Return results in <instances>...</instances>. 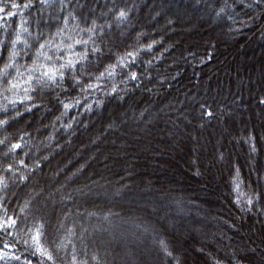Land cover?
I'll list each match as a JSON object with an SVG mask.
<instances>
[{
	"label": "trees",
	"instance_id": "16d2710c",
	"mask_svg": "<svg viewBox=\"0 0 264 264\" xmlns=\"http://www.w3.org/2000/svg\"><path fill=\"white\" fill-rule=\"evenodd\" d=\"M158 1L0 0V7L12 3L19 5V8L8 7L0 13V41L4 42L0 46V69L9 62V53L13 50L11 41L20 30L21 20L27 22L24 27L31 33L22 34V38L28 41L30 47L17 44L15 50L19 55L14 61L16 67L8 69L7 77L0 78V121H7L0 124V141H3L0 143V222L7 218L16 220V224L7 231L0 230V249H3L0 255L20 257L19 260H25V264L29 261L30 264H51L32 250L34 248L31 244L24 243L17 230L19 215L13 211L8 213V206H5L1 198L13 188L27 185L36 171H42L46 164L56 162L63 155L66 157L63 163L60 162L61 173L56 172L54 178H60L62 172L67 173L62 181L68 178L65 183L71 186L77 184V178L84 176L83 173L91 165L90 162L95 161L94 166L104 167L106 158H100L102 153L106 154L110 150L113 157L120 150L126 151L124 146L119 148L124 142L117 134L118 127H109L117 121L114 114L123 112V116L127 113L129 116V113H132L137 129L149 122L156 128L160 122H164L166 128V123L178 120L176 115H172L168 110L177 102L180 104L185 99H190L191 103L187 108L181 104L188 110V124L192 123L198 126L196 128L205 131L216 127V119L221 113H225L226 121L232 116L243 115L245 111L251 113L253 109L264 117V85L259 91L253 86H248L245 92L241 91L242 87L246 86L240 80L244 75L233 72L231 68L223 70V66L228 65L222 59L226 44L219 41V36L213 35L214 29L211 30L214 22L225 25L221 37L228 38V42L231 37V43L239 49L251 45L257 47L260 43L264 45V0H230L226 3L215 0L216 2L199 4L187 0H162L165 4L158 7L150 3ZM25 4H30L31 7L24 8ZM121 11L125 13L123 18L119 17ZM8 12L17 14L9 17ZM93 21L95 32L89 33L87 29L93 27ZM231 23L235 32L228 31ZM192 24H195L193 28L190 27ZM184 28L186 30H183ZM203 28L206 32L201 30ZM37 36L39 40L35 39ZM75 40L89 43L76 45ZM41 43H46L47 46L42 51L56 60L57 66L60 62L75 58L85 49L88 51L87 60L77 64L75 76L71 70L66 71L65 79L58 80L55 85L41 86L34 81L26 83L29 69L33 67ZM70 44L74 45L71 50L68 48ZM93 47L99 51L93 52ZM128 53L132 54L131 57ZM61 57L63 60L59 59ZM37 63L47 61L41 57ZM124 64L127 66H123ZM109 66H115L112 76L105 73ZM17 69L23 73L22 76L17 77ZM101 73H105V76L97 80L96 77ZM133 73L136 75L135 80L130 79ZM9 81L18 87L11 89ZM89 84L99 87L87 88ZM236 84H239L238 87ZM25 88L28 89L27 97L31 99L25 96ZM113 88L116 89L115 92L112 91ZM250 92L252 97L246 96L250 104L243 106L246 99L244 95ZM64 104L71 106L65 109ZM233 106L235 111L231 110ZM134 110L137 111L136 114L133 113ZM226 110L230 112L226 113ZM146 116L149 117L147 122ZM155 120L160 122H154ZM104 122L108 125L102 133L101 126ZM251 129H244L238 135L240 139L237 144L244 150H241L240 157L228 160L230 169L226 171L223 185L221 184L225 194L223 205L226 208L218 204L220 212L215 214L212 222L210 221L211 226L220 225L222 229L226 228L223 231L229 239H237L236 236L243 229L247 230V227L254 225V221L261 223V232H264V194L261 192L264 189V136L260 133L259 137L257 132ZM166 130L168 131L169 127ZM15 144H19L20 148L14 149ZM155 150L157 151L156 148ZM151 151L157 153L154 148ZM219 153L218 161L224 162L223 151ZM87 154L90 156L86 157ZM132 156L138 157L133 153ZM151 156L147 154L146 160L150 161ZM187 165L191 181L197 186L202 185L205 182L201 180L204 168L196 158L191 159ZM144 167L150 170L151 175L140 178L138 174L143 173L132 167L134 176L127 179V182H132H129L127 188L136 185L141 190L139 195L144 203L152 207L156 205L161 211L165 210V218L160 222L156 221L161 226L162 223L170 226L171 220L195 209L197 213L202 210L205 217L210 214V211H204L199 198L185 193L190 188L180 192L171 188L170 183L164 180L165 177L159 178V175L163 174V171L158 172L161 167L150 162L144 164ZM109 176L111 180L105 178L106 180L97 181L96 190L93 191L102 190L106 197H110L107 194L114 191L111 197L102 201L104 205L81 209L82 218L87 220L85 225L88 228L95 227L97 222L99 226H104L106 220L122 226L120 220L127 223L126 220L130 218H126L125 214L121 215V212L115 214L114 207L124 205L125 200L129 199L134 191H124L127 189L126 181L116 180L113 175ZM131 178L134 182L138 181L133 183ZM163 183L168 185L169 189H164ZM70 190L67 194V189H58L57 195L65 193L69 198L68 202L73 205L78 198L75 192ZM194 190L205 191L198 188ZM87 192L90 193V190ZM213 192L216 191L209 190V193ZM158 200L167 202V205L161 207V204L157 203ZM89 204L95 203L91 201ZM133 209L130 206V210ZM178 210L182 211L181 215H178ZM134 211L137 212L136 208ZM102 232L99 230L94 234ZM162 237L158 246L161 251L167 250V253H171L167 257L171 258V239L165 233H162ZM6 243L10 245L8 249L3 248ZM263 250L264 248L258 258L234 253H229L226 257L215 256L211 250L207 251L205 257L209 258L210 264H264ZM178 260L175 264H180ZM82 262L85 260H78L76 257L75 264Z\"/></svg>",
	"mask_w": 264,
	"mask_h": 264
},
{
	"label": "rangeland",
	"instance_id": "374dc122",
	"mask_svg": "<svg viewBox=\"0 0 264 264\" xmlns=\"http://www.w3.org/2000/svg\"><path fill=\"white\" fill-rule=\"evenodd\" d=\"M187 1L193 4L216 2L215 0ZM229 1L217 0V2L222 3ZM237 1L240 2V0ZM150 3L155 7L165 4L162 0ZM226 5L223 4V6ZM188 7L191 9L190 4H188ZM193 25L195 24L190 25V27L193 28ZM229 25L228 31L235 32L233 24L231 23ZM224 26L219 22L216 24L214 22V25L211 26V30L214 29L215 33L213 35L219 36V41L226 44L225 54H223L222 59L228 65H224L223 70L226 71L228 68H231L233 72L236 71L244 75L240 80L246 86L242 87L241 91L245 92L248 86H253L255 90L259 91L262 85H264V45L260 43V46L257 45V47L251 45V47L244 46V49H239L231 43L232 39L230 36L229 42L227 41L228 38L221 37ZM183 30H186V28ZM201 30L206 32L205 28ZM225 30L227 31V29ZM248 40L249 38L246 41L247 45L249 43ZM234 63H237V65L235 66ZM238 85L236 84L237 87ZM230 89H232V86ZM250 94L251 92L244 95L246 99L244 104H242L243 106L250 104L246 97ZM189 103H191L190 99H185L180 104L177 102L172 106V109L168 110L172 115H176V119H178L171 123L167 121L166 128L169 127L168 131L164 128L165 123L159 120L154 121L160 122L157 128L149 122L146 126L143 125L137 129L136 124L133 123L132 113H129V116L128 113L126 116H123V112H119V115L114 114V116H117V121L109 127L113 129H117L118 127L117 132L119 133L117 134H119L124 142V145H120V143L118 145H120L119 148L124 146L125 149L126 147V151L119 149V153L113 157L110 155V150L106 154L102 153L100 158L102 160L104 156L106 158L104 167L102 168L101 165L94 166L95 161L90 162L91 165L83 173L84 176L77 178L75 181L77 184L71 186L66 184L65 182L68 178H66V181H62L67 176V173L62 172L60 178H54L56 172L59 171L61 173L60 162L63 163L66 157L63 155L56 160L57 163L52 162L53 164H46L42 171H36L32 175L30 182L24 187H15L8 193H4L1 200H4L3 203L5 206H8V213L13 211L19 215L17 218V230L22 240H28L29 244L34 248L32 250L36 252L35 246L31 242V235L39 227L42 232V245L53 255L54 260L49 261L46 256L42 257L51 264H73V256L75 258L77 257L78 260H85V262L79 264H175L176 260H178L177 258H179L178 261L180 264H210L209 258L205 257L208 250H211L213 255L222 257H226L229 253L249 255L252 258L260 257L262 255L261 251L264 248V232H261V229H263L261 223L254 221V225L247 227V230L243 229L236 236L237 239H229L224 233L226 228L224 229L223 227L222 229L220 225L211 226L210 221L215 218L216 213L220 212L218 204L223 205V200H225L222 185L226 171L230 169L228 160H234L237 156L240 157L241 150H244L241 145L237 144L240 139L238 135L244 129L250 130L252 128L253 131L255 130L257 132L259 137L261 136L260 133H263L264 136V117H262V114L256 113L253 109L251 113L243 111V115L232 116L229 118V121H226L225 113H221L222 116L219 115V118L216 119L218 123L216 127L209 128L205 131L202 128H196L198 126L192 123L188 124L187 116L189 113L186 108L190 106ZM181 104L184 107L186 106V108L182 107ZM178 107L179 109H177ZM231 110L235 111L236 108L233 106ZM228 112L226 110V113ZM133 113L136 114L137 111L134 110ZM148 119L149 117L146 116L145 122ZM106 125L108 124L104 122L101 126L102 133H104L103 129L106 128ZM150 148L152 150L154 148V151H156V148L157 153L151 151ZM219 151H223L224 153V162L218 161V157L220 156ZM85 153L86 151H84ZM132 153L138 157L132 156ZM147 154L152 155L154 158L151 156L152 159L150 161L146 160ZM89 156L87 154L86 157ZM193 158H196L200 166L204 168V174L202 175L204 178L202 177L201 180L205 182L202 185H195L191 181V175L186 169V165ZM158 161L163 162L158 163ZM149 162L159 168L161 167L158 172L163 171V174L159 175V178L161 177L163 179L165 177L164 180L170 183L169 186L171 188H175L180 192L190 188L185 193L195 195L199 198L204 211H210V214L205 217L202 210L197 213L195 209L182 217L178 216L171 220L172 225L170 226L167 223H162V227L157 223L156 221L160 222L165 218V214L163 213L165 210L161 211L156 208V205L152 207L144 203L140 199L141 195H139L141 194V190L136 185L133 188H127L132 183L130 180L127 182V179L134 176V168L137 172L143 173L141 175L138 174L140 178L151 175L149 173L150 170L144 167V164ZM132 167L134 168L131 169ZM109 175L115 176L116 180L123 179V181H126L125 188L127 189H124V191H134V194H131V197L129 196L130 200H125L126 203L124 205L114 207L115 214L118 215L121 212V215L125 214L126 218L130 217V220L127 219V223L120 220L122 226L106 220V223L103 224L104 226H99L97 222L95 224L98 226L95 225L93 228H88L85 225L87 220L85 217L82 218L83 213L81 214V209H84L83 207L90 208L104 205L102 201L111 197L114 191H110L107 194L110 197H106L102 190L93 191L96 190L97 185L95 184L97 181L100 182L105 178L111 180L112 178ZM131 179L133 183L138 181L134 182V179ZM162 185H164V189H169V186L165 183ZM85 186L86 188H84ZM61 188L67 189L65 192L67 194L70 189H72L70 190L71 192H75L78 198L76 204H70L68 202L69 198L66 197L67 195L65 193L57 195V190ZM194 188H198V190L205 189V191L196 192ZM88 189L90 193L87 192L89 191ZM210 189L216 192L209 193ZM261 192L264 194V189ZM158 194L161 195L162 193ZM91 201L96 205L89 204ZM157 203L161 204V207L167 205V202L163 200H158ZM130 206L134 209L130 210ZM223 207L226 208L225 205ZM135 208L137 212L134 211ZM174 210L176 209L174 208ZM157 212L161 213L158 214ZM174 213L177 214V212ZM181 213L182 211L178 210V215H181ZM99 230L103 232L101 234H94L98 233ZM162 233L168 234L171 239L172 244L169 245V250L172 251L171 258H167L169 257L166 252L167 250H163V252L158 246V242L163 238ZM156 235L158 237L155 238ZM23 237H27V239ZM227 238L229 239L228 242ZM36 253L40 255L39 252ZM2 256L3 258L0 259V264H25V260H15L12 259V256L4 254Z\"/></svg>",
	"mask_w": 264,
	"mask_h": 264
},
{
	"label": "snow or ice",
	"instance_id": "6c2138e0",
	"mask_svg": "<svg viewBox=\"0 0 264 264\" xmlns=\"http://www.w3.org/2000/svg\"><path fill=\"white\" fill-rule=\"evenodd\" d=\"M8 7L19 8V5L16 3H12L10 5H5L4 7H0V13H3L5 11V8H8ZM29 7H31L30 4L24 5V8H29ZM16 14L17 13H15V12H8L7 13V15L9 17L15 16ZM124 16H125V13L123 11H121L119 13V17L123 18ZM65 22L67 23V19L65 20ZM25 23H27V22L24 20H21L20 30L16 33V38L11 41V45H12L13 50L9 53V62L6 63L2 69H0V78L7 77L8 69L16 67L14 61H15L16 57L19 55V53L15 50L17 44H23L26 48L30 47V45L28 44V41L26 39L22 38V34L26 33L28 35H31V33H29V31H28V28L24 27ZM95 27H96L95 21H93V27L87 29V31L89 33H94ZM35 39L39 40V36L35 37ZM90 39H91V36H90ZM3 43H4L3 41H0V46H2ZM88 43H89V41H84V40H75L74 41V44H76V45H81V44L87 45ZM46 46H47L46 43H41L39 45V49L37 50V53H36V58L33 61V67L31 69H29L28 80L26 83H31L34 81L36 84L41 85V86L55 85L58 80L63 81L65 79L66 71L71 70L73 72V76H75L74 70H75L77 64L81 63V61L87 60L88 51H87V49H85V51L83 53L78 54L75 58H69L65 62H60L59 65L57 66V61L53 60V58L51 56L46 55L42 51ZM73 47H74L73 44L68 45L69 50H71ZM92 51L98 52L99 49L96 47H93ZM127 55L131 57L132 54L128 53ZM41 57H43V59L45 61H47V63H42V64L37 63ZM59 59L63 60L62 57ZM123 66H127V65L124 64ZM114 71H115V66H109L108 68H106L105 73L108 76H112ZM105 73H101L100 76L96 77V79L100 80L101 78H103L105 76ZM22 75H23V73H20L19 69H17V77H20ZM130 79L135 80L136 75L133 73L131 75ZM75 82L79 83V81H75ZM8 83H9L11 89H15L18 87L17 84L12 83L11 81H9ZM94 87H99V85L89 84L87 86V88H94ZM115 90H116L115 88L112 89L113 92H115ZM27 92H28V89L25 88V96L26 97H27ZM27 98L31 99V97H27ZM12 103H15V101H12ZM70 106L71 105H69V104H64L65 109L69 108ZM208 114L211 115L210 112ZM3 123H7V121H0V124H3ZM0 143H3V141H0ZM13 148L18 149V148H20V145L15 144V145H13ZM21 163H23V162H21ZM9 169H11V165H9ZM15 224H16L15 219L7 218L3 222H0V230L7 231L8 228L13 227ZM41 239H42V232L40 231V228L37 227L34 234L31 235V242L35 246L36 252H39V254L41 256H46L47 260L53 261L54 260L53 255L43 247ZM24 243L28 244L29 241L25 240ZM161 245L163 246V242H161ZM9 247H10V245L7 243L4 244V246H3L4 249H8ZM2 252H3V249H0V253H2ZM35 254L36 253L34 252L33 255H35ZM167 255H171V253H167ZM2 258H3V256L0 255V259H2ZM12 259L19 260L20 257L13 256ZM75 262H76V258H75V256H73V264H75ZM28 264H30V261L28 262Z\"/></svg>",
	"mask_w": 264,
	"mask_h": 264
}]
</instances>
